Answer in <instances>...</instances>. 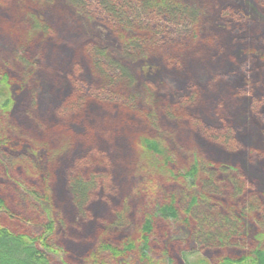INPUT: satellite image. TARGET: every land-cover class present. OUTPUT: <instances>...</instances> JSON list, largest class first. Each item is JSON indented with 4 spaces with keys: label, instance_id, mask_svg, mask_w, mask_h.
Listing matches in <instances>:
<instances>
[{
    "label": "rangeland",
    "instance_id": "1",
    "mask_svg": "<svg viewBox=\"0 0 264 264\" xmlns=\"http://www.w3.org/2000/svg\"><path fill=\"white\" fill-rule=\"evenodd\" d=\"M84 1L0 0V198L20 219L7 216L9 226L38 235L52 220L55 264H138L100 246L137 241L145 218L173 203L179 217L154 218L151 247L178 262L181 251L197 247L186 194L199 195L206 177L218 183L210 200L220 202V214L253 197L261 204L253 217L262 219L264 0H173L186 17L174 23L149 11L128 24L98 0ZM134 41L145 42L142 52L128 51ZM99 58L120 78L106 77ZM106 85L119 99L94 93ZM195 165L201 171L190 187L182 174ZM216 166L230 174L213 175ZM78 175L98 182L82 206L72 185ZM233 178L244 186L240 195ZM249 238L245 247L201 253L218 264H249L220 262L247 256Z\"/></svg>",
    "mask_w": 264,
    "mask_h": 264
},
{
    "label": "trees",
    "instance_id": "2",
    "mask_svg": "<svg viewBox=\"0 0 264 264\" xmlns=\"http://www.w3.org/2000/svg\"><path fill=\"white\" fill-rule=\"evenodd\" d=\"M71 1L77 6H87L84 0ZM98 4L103 7L109 17H116L125 24H128L125 18L131 17L134 13H136V17H139L149 11L156 12L159 18L168 17V19L174 23L177 22L180 17L187 16L185 9L173 0H98ZM144 46L145 42L140 44L139 41H134L132 45L127 46V49L131 53L134 51L136 52V50L142 52ZM94 56L102 57L103 55L94 53ZM99 61H101V63L99 62L100 66L99 64L97 65L100 70L102 69V73L106 77L110 79L109 74H112L114 75L112 79L120 78L121 73L116 67L107 63L104 58H99ZM2 80V83H6L4 79ZM94 93L105 98L110 97L114 100L115 98L119 99L117 96H121L115 92L110 85H106L96 90ZM9 106L10 99L7 98L4 108H8ZM212 136L215 139L227 141L223 136L213 133ZM145 144L147 149L157 154L162 152L161 154L168 160L167 152L161 150L157 142L146 140ZM212 170L213 175L215 173L217 174V172L230 174V169L228 167L216 166ZM200 171V167L195 165L182 174L185 181L184 183L191 185L190 187H192V185L195 187ZM207 171L208 170H206V173L210 174V172ZM231 183L235 195L243 193L244 186L240 180L233 178ZM72 185L75 199L78 200L77 203L82 206L81 203L88 199V190L98 185L97 177H93L89 182H84L78 175V177H75L73 180ZM218 191L219 186L216 180H211L209 177H206L202 180V191H200L199 195L186 194L190 202L189 212L195 217L196 232L194 233V237L197 247L191 250L181 251L180 260L178 262L170 257L168 252L164 250L155 251L151 247V239L155 230L154 218L168 220L170 222L178 219V212L175 206H173V203H168L165 206H157L153 218H145L146 221L144 220V223L139 227L137 232L139 238L137 241L125 242L122 246L102 244L100 246L102 252L107 253L108 256L115 259L133 255L136 257L138 264H218L203 256L201 253L202 248H220L224 250L228 247H245L247 236L249 238V234L252 232L254 240L250 238L249 240L253 247L250 249L247 256L235 261L225 258L220 262L264 264V216L259 220L254 219V217H256L255 213L259 211L261 207L259 200L253 197H245L241 199L239 204L232 203L234 206L229 205L230 210H227V213L223 215L219 213L218 209L220 202L214 204L210 200V196ZM238 210L241 212L239 213ZM247 215L254 220V224H259L260 228L257 231L248 226V221L245 219ZM7 216L12 217L11 221L14 223L20 221L18 216L11 214L7 201L4 198H0V264H55L54 258L58 254V249H56L55 245L51 242V233L54 231L53 221L48 219L42 226L43 232L34 235L22 232L21 230L12 229V227L9 226L10 223L8 222L9 219ZM118 223L122 227L125 226V218L119 215ZM86 264H109V262H100L96 259H90Z\"/></svg>",
    "mask_w": 264,
    "mask_h": 264
}]
</instances>
